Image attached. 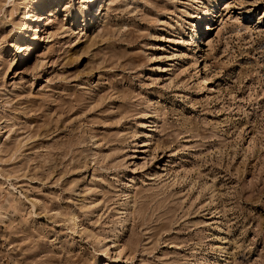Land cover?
I'll use <instances>...</instances> for the list:
<instances>
[{
  "label": "rangeland",
  "instance_id": "rangeland-1",
  "mask_svg": "<svg viewBox=\"0 0 264 264\" xmlns=\"http://www.w3.org/2000/svg\"><path fill=\"white\" fill-rule=\"evenodd\" d=\"M0 264H264V0H0Z\"/></svg>",
  "mask_w": 264,
  "mask_h": 264
},
{
  "label": "bare ground",
  "instance_id": "bare-ground-1",
  "mask_svg": "<svg viewBox=\"0 0 264 264\" xmlns=\"http://www.w3.org/2000/svg\"><path fill=\"white\" fill-rule=\"evenodd\" d=\"M29 13V12H28ZM205 15V14H204ZM31 17V16H30ZM33 17H35L34 15H33ZM28 26V25H27ZM28 30V29H27ZM26 35V34H25ZM23 47V46H22ZM22 47H21V45L20 46H18V48H19V50L20 49H22ZM24 49V48H23Z\"/></svg>",
  "mask_w": 264,
  "mask_h": 264
}]
</instances>
